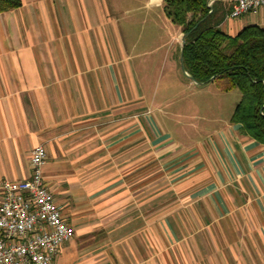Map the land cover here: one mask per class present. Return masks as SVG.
<instances>
[{
	"label": "crops",
	"instance_id": "1",
	"mask_svg": "<svg viewBox=\"0 0 264 264\" xmlns=\"http://www.w3.org/2000/svg\"><path fill=\"white\" fill-rule=\"evenodd\" d=\"M20 1L0 13V182L45 149L73 229L52 264H264V144L229 122L240 93L222 108L215 88L213 119L184 103L214 84L183 75L162 0ZM232 1L211 2L221 32L264 31Z\"/></svg>",
	"mask_w": 264,
	"mask_h": 264
},
{
	"label": "trees",
	"instance_id": "2",
	"mask_svg": "<svg viewBox=\"0 0 264 264\" xmlns=\"http://www.w3.org/2000/svg\"><path fill=\"white\" fill-rule=\"evenodd\" d=\"M207 1L162 0V12L182 34L189 33L183 48L186 72L203 84L212 78L221 92L238 91L229 122L264 144V31L250 25L233 37L224 34L212 22ZM20 5V0H0V13Z\"/></svg>",
	"mask_w": 264,
	"mask_h": 264
},
{
	"label": "built area",
	"instance_id": "3",
	"mask_svg": "<svg viewBox=\"0 0 264 264\" xmlns=\"http://www.w3.org/2000/svg\"><path fill=\"white\" fill-rule=\"evenodd\" d=\"M264 7V0H233L230 18ZM47 159L38 145L29 154L30 176L0 182V264H52L73 229L47 188Z\"/></svg>",
	"mask_w": 264,
	"mask_h": 264
},
{
	"label": "rangeland",
	"instance_id": "4",
	"mask_svg": "<svg viewBox=\"0 0 264 264\" xmlns=\"http://www.w3.org/2000/svg\"><path fill=\"white\" fill-rule=\"evenodd\" d=\"M161 71L163 69H160ZM166 72V70H164ZM164 76V74H163ZM155 90L158 91L156 95H161V94H165V90H166V83L163 82V80H161L160 82L155 83L154 86ZM171 90H169L170 93H174L172 90V85L170 86ZM216 87L214 86H208V88H201L199 90H193L191 94H187V98L184 100V103L187 104V106L189 105H197V107H195L201 114L200 118L204 119H213L215 118L213 115V111L211 110V105L215 102H217L219 100V98H214V95H219V93L215 90ZM155 91V92H156ZM169 93V94H170ZM239 92L238 91H234L228 95L222 96V108L224 107H229L232 103L234 102L235 99H237L236 97H238ZM217 99V100H216ZM195 122H199L200 126H205V127H209L210 125L205 123L204 121H202L201 119H198V121ZM194 122V123H195ZM176 125V124H174ZM177 126L181 127L184 126V123L178 125ZM173 127V126H172ZM175 134H177L178 132H174ZM190 134V133H189ZM196 133H193V135H191L192 137L195 135Z\"/></svg>",
	"mask_w": 264,
	"mask_h": 264
},
{
	"label": "water",
	"instance_id": "5",
	"mask_svg": "<svg viewBox=\"0 0 264 264\" xmlns=\"http://www.w3.org/2000/svg\"><path fill=\"white\" fill-rule=\"evenodd\" d=\"M213 0H208L207 1V7L209 8V10L211 11L212 7H211V2ZM189 33H183L182 36H181V41H180V52H179V57H180V66H181V71L183 73V75L191 82L193 83L195 86L197 87H200V86H203L205 84L201 83V82H197L190 74H188L184 68V65H183V48H184V45H185V39L186 37L188 36ZM212 81V78L209 80V82ZM208 82V83H209Z\"/></svg>",
	"mask_w": 264,
	"mask_h": 264
}]
</instances>
